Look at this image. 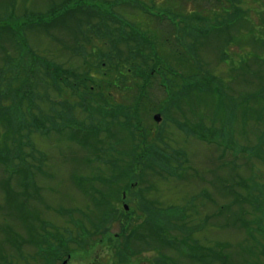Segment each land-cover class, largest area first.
Wrapping results in <instances>:
<instances>
[{"label":"rangeland","instance_id":"obj_1","mask_svg":"<svg viewBox=\"0 0 264 264\" xmlns=\"http://www.w3.org/2000/svg\"><path fill=\"white\" fill-rule=\"evenodd\" d=\"M199 1L202 0H72L68 4L69 0H0V92L8 89L2 87V83L11 85L14 89L12 96L17 100V92L22 89L20 83L31 78L30 75L35 72L52 84L48 69L51 66L63 69L68 73L66 77L69 78V86L79 85L83 91V75L92 72L97 80L103 79L96 74L97 69L100 65L106 66L102 61H106L108 51L114 46L111 39L99 40L94 34L96 30H102L110 38L114 33L113 38L120 42L118 49L123 59L127 60L129 48L128 44L121 43L123 26L120 21L133 26H150L151 34L159 33L162 42L163 49L158 50V54L165 58L163 62H172V70L177 74L172 78L176 77L174 82H179L181 89L186 84L183 75H192V71H197V68L202 74L208 73L215 78L213 87H224L228 97L220 91L199 93L185 90L188 93L184 92L186 95L181 107L188 115L185 120L195 123V127L211 128V131L218 132L215 137L223 139L226 144L218 147L206 143L192 127H185L183 132L177 125L166 122L177 111L171 108L167 113L164 103L170 92L155 89L158 99L156 105L147 111L150 114L145 120L148 129L152 126L157 130L155 134L163 131L164 140H172V144H175L173 146L184 154L186 164L181 169L177 167L174 170L176 174L168 178L166 174H163L166 178H161L160 174H150V170L146 169L147 176L143 177L140 189L148 202H157L158 207L169 209L172 215L179 210L177 219L182 222L177 221L179 225L174 228L172 235L181 245H185L184 238H187L188 231L198 230L205 220L208 222L207 228L198 233L196 239L200 246H210L213 252L222 257V260L214 264H264V197L260 200L261 197H255V201H261L262 205H249L241 201L236 204L239 195L249 202L254 199L253 193L246 192L244 187L239 189L237 182L247 183L264 193V90L259 92L264 85V69L259 64L264 63V0H235L231 5L226 0ZM75 7L78 12H66V9L73 10ZM147 7L154 9L148 11ZM165 9L178 17L186 13L191 15V19L196 13L204 20L213 22L211 25L218 23L217 28L222 27L223 31H212L206 41L193 34L178 38L171 16L167 14L163 20L158 18L160 11ZM236 9L238 14L235 13ZM94 11L105 12L110 18L100 13L101 18H98ZM74 18L77 24L81 18L84 26L90 29L79 32ZM73 25L76 29L74 31L70 29ZM84 32L87 39L84 38ZM88 40L89 44L84 43ZM84 46L88 52L95 50L96 53L86 54V59L81 58L80 53H87ZM190 50L197 53L196 57ZM243 60L249 66L246 72L241 73L240 69L245 67L241 63ZM112 77L108 75V80ZM36 78L28 80L31 83V86L28 84L31 89L29 98L33 96V101L38 107H43L45 114H56L59 109L48 111L44 102L47 96L40 95L44 88L39 87ZM202 83L206 85L205 80ZM104 84L98 83V92L105 93ZM72 91L67 89L63 95L71 104L82 97L79 94L75 95L76 100L69 99L67 95L74 96ZM50 92L55 94L53 89ZM98 95L102 97L103 94ZM113 97L117 100L107 102L115 107L127 104V100L122 99L129 96L118 93L113 94ZM48 98L59 102L61 97L55 95ZM9 101L14 100L9 98ZM2 105L10 106L11 103L6 101ZM19 109L27 117L24 121H16L18 116L13 113L14 131L8 123H0V264H63L68 259V252L66 256L52 260L47 259L42 249L38 248L39 241L44 239L42 235H46L49 227L63 238L64 233L68 237L74 235L85 240V245L90 243L88 250L84 247L85 250L75 252L66 264H115L110 262L112 258L106 245L109 241L115 244L119 242L120 238L116 234L121 232V226L115 224L112 232L110 230L106 236L97 235L95 227L104 220L107 211L103 210L109 207L110 199L111 204L119 203V191L122 194L127 191L128 185L137 182L121 181L108 189L109 186L107 188L92 182L91 178L100 173L109 179L115 173L125 172L128 175L132 172V165L136 172L135 158H122L119 161L121 166L115 170L108 162L119 155L113 153L111 158H102L100 148H110L109 144H113L121 154L131 153L140 142L135 137L131 143L128 138L130 132L120 130L118 133L115 127L113 140L109 141L104 135L88 141L82 140L85 139L83 136L88 137L91 132L85 129L88 117L81 108L72 110V116H64L61 131L51 127L50 132L45 134L40 131L44 133L41 134L31 120L38 112L29 110L27 99L20 103ZM159 114L162 120L157 124L154 117ZM178 115L180 118L183 116ZM213 119L217 122L212 123ZM23 122L26 123V129L18 127ZM74 124L82 129L81 135L74 131L72 134L68 130ZM209 136H212L210 132L204 134L206 139ZM164 140L157 142V147ZM241 147L251 149L250 153L239 154ZM21 170V175H17ZM132 188L135 190L137 186ZM202 192H206L205 198L193 202ZM100 194L105 195V198L110 194V199L107 201L104 198L97 205L95 199L100 198ZM130 200L132 203V197L122 195V202L129 204ZM186 208L189 210L180 214V210ZM194 209L198 212L192 213ZM89 220H93L94 225ZM185 226L187 228L184 229ZM75 241H71L70 247L76 248L79 245ZM44 242H47V238ZM140 245L136 242L130 248L135 252L140 249ZM161 249L162 254L154 251L148 253L141 246L144 254L139 264H156L159 256L165 261L174 259L175 263L169 264H208L206 261L196 263L169 248ZM181 250L187 251L184 246ZM120 251L121 255L124 252L123 256L130 257L129 248L124 246ZM64 252L62 250L60 254ZM126 260L123 259L124 264H127ZM135 260H131V264H138Z\"/></svg>","mask_w":264,"mask_h":264},{"label":"trees","instance_id":"obj_2","mask_svg":"<svg viewBox=\"0 0 264 264\" xmlns=\"http://www.w3.org/2000/svg\"><path fill=\"white\" fill-rule=\"evenodd\" d=\"M72 1V0H71ZM69 0L68 4L71 2ZM207 0H202L199 2H203ZM67 4V5H68ZM77 8V7H75ZM238 8V7H237ZM84 9V8H83ZM148 11H153L152 8H146ZM239 9V8H238ZM238 9L235 10V13L238 14ZM76 10V9H73ZM78 10V9H77ZM66 11H72L69 9H66ZM84 11V10H83ZM169 9H165L163 11H160L158 14V18H163L167 17V14L171 16L172 23H173V29L177 35L178 38L185 36L186 34H193L196 35L199 39L203 38V40L206 41L208 35L214 31L217 30L220 32V30L223 31L222 27L217 28L218 23L213 24L210 23L208 20H204L198 14L195 13L194 16L191 15H186V13L181 14L179 17L178 15H174L173 12L169 13ZM71 13V12H69ZM96 16L98 18L101 16H105V12H95ZM100 13L101 16L98 14ZM227 12H225L226 15ZM103 14V15H102ZM108 16V15H106ZM227 16V15H226ZM109 17V16H108ZM228 17V16H227ZM110 18V17H109ZM205 18V17H204ZM229 18V17H228ZM64 22V21H63ZM74 22L77 26V29L79 32L85 29H90L86 28L84 26V21L79 18L78 24L75 21ZM206 22H208L210 25L206 26ZM66 23V22H64ZM121 25L123 26V33L122 35V41L121 43H126L128 44V59H123L122 53L120 49H118V45L120 42H118L115 38H113L114 33H112V38H110L108 35L105 36L102 30H94V34L98 39L100 40H106V39H111L114 42V46L112 50L109 52L106 57V61L103 60L102 62H105V65H100V68L97 69L98 75L102 76L103 79L98 80L91 74L88 73L87 76L82 77L83 81V91L81 90V87L78 86H69L68 82V77L66 75L65 71L60 70L59 66H51V69L48 68L49 71V76H51V81L52 84L48 83L46 81V78L43 77L41 78L37 73L31 74L30 77L36 78L38 80V85L40 88H44V92H41V96H47V99H44V102L46 103L48 111L50 109L58 110L56 114H45L43 111V107L40 105L39 107L33 101V96L29 98V94L31 93V83L26 80L25 82H21L20 86L22 87L21 90L17 92L18 94V99L15 100L12 96V91L14 90L11 88V85L7 86L6 84L2 83V87L8 88L7 90L0 92V123H8L11 126V129L14 128L12 124V116L13 113L15 112L18 116L16 121L22 120L24 121L25 118L27 117L26 114H22V110L19 109V105L21 102L25 101L26 99L28 100V105H29V110H36L38 113L34 115V117L31 119L32 123L34 124L35 129L40 130L45 128L47 131L50 129V127L54 128L57 125V120H63L64 116L71 114L72 116V110L73 106L71 103L65 99L63 95L66 94L67 89H72V94L74 96L71 97V95H67L69 99L75 100L73 98H76L75 95L82 96L79 100H77V105L80 106L81 109L85 111V113L89 114L90 117L93 119V123L89 124L93 128H97L93 130V133L91 135L92 138H98L102 135L107 136L108 140H113L115 138V133L113 130V127L116 128V131L120 133V130L124 131H129V139L131 140V143L135 141V137L137 138V141L140 140H146L148 141L152 147L146 148V150L138 152L139 147L134 146V150L131 153H126L129 158H135V168L138 170L135 172L133 171V165L130 168V174H126L125 172H120L119 174H114L110 179L98 174L93 180L95 182H98L100 184L105 185L106 187L109 186L108 189H112L116 185H118L121 181L122 183L126 180H133L132 182H137L138 187L137 191H132L131 187L128 185L127 186V191L125 192L130 193V197L133 198L132 203L131 200L128 202L130 211L126 212L124 210H121V202H122V194L121 191H119V194L121 195L119 199L120 202L116 204H111V199H110V194L105 198V195L102 196L100 194V198L97 197L95 199V203L97 205L101 204L103 199H107L109 201V207L105 208L103 211H107L104 215V220L96 224L95 231L96 234H102L104 236L110 234V230H112L115 227V224H118L121 226V232L117 235V238H120L118 243H112V241H109L107 243V248L110 252L111 260L110 262H113L115 264H124L123 259H127L126 263L131 264L133 259H136L135 261L141 262V257L143 256L144 252L141 250V246L147 250V252H156L157 254H162V249L161 248H169L175 253H180L186 258H189L190 260L199 263V262H208L214 264L215 262H219L222 260V257L217 255V252H213L214 249L211 248L210 246H200L199 242L197 241V236L198 233L203 231L204 229L207 228L208 222L203 220V225L198 229V230H190L187 233V238H184L185 245H181L179 241H176V237H173L172 231L174 228L178 227V220L179 223L182 222L180 219H177L178 212L179 210L177 209V212L174 213L173 215L171 214V211L169 209H162L158 207L157 202H148V200L145 199L144 194L142 193V190L140 189L141 184H143L144 179L146 175V169H149L150 174H160L162 175L161 178H168L169 175H174L176 172L174 171L177 167L181 169L185 165H182L181 163L185 162V159L183 157V153L181 151L177 150L176 147H174L171 141H166L164 140V132L160 131L159 133L155 134L157 132L156 129H154L152 126L151 128L148 129L147 122L145 120L148 119L150 114L147 113L150 108H153L156 105V100L158 97L155 94V89H160V90H165L169 91L170 93H174V96H170V98L164 103V110L167 111V113L170 111L171 108H174L175 111H177V114L174 116H171L170 114V119H167L166 121L168 123H171L173 125H177L178 127L182 128V131L184 132L185 127H192L195 131H198L201 136L203 134H206L207 132H210L212 136H209V139H212L215 137L217 134L216 132L211 131L209 128L206 130V128L201 129L199 127H195V123L192 124L189 121L185 120L188 115H186L184 109L181 107V104L183 102V98H185L186 93H188L185 90H188L189 92H203V93H211V92H218L220 91L222 95H226V92L223 90L224 87L222 88L218 87L215 85L214 87L212 86L214 83V79L211 75L208 73L202 74L201 70L197 68V71L194 69L192 71V75H183L184 80H186V84H184V89L180 88L179 82L176 83L174 80L176 77L173 79L172 76L177 74L172 70V62L171 64L169 62H163L165 59L164 57L159 56L158 50H162V42L159 37V33L157 34H151V28L143 27L140 24H136L133 26L132 24L125 22V21H120ZM125 23V24H124ZM236 23V20L234 21ZM204 24V26H203ZM89 26V25H88ZM72 31L76 30L74 25L72 28H70ZM128 29L129 31L126 32L125 30ZM84 38L87 39V34L85 35V32L83 33ZM86 44L90 43V40L87 42H84ZM85 44V46H86ZM84 46V49L87 50V53L83 54L80 53L79 55L82 57H86V54L89 53H96L95 50L92 52H88L87 47ZM90 47V46H89ZM187 50V49H186ZM244 50V49H243ZM91 51V48H90ZM117 52L119 55H117ZM191 54L195 53L194 50H190ZM196 54L195 55L196 57ZM86 59V58H85ZM124 63V64H123ZM241 63H244L243 66H245L243 69H240L241 73H244L248 70V63L243 60ZM260 67L264 69V63H259ZM238 67V66H236ZM54 68L55 70H58V72H54L55 70L52 69ZM170 69V70H168ZM250 74V71H248ZM55 74V76H54ZM108 75L111 77V79L108 80ZM203 78V79H202ZM36 80V81H37ZM202 80H205V84L202 83ZM105 83V93L104 92H98L97 86L98 83ZM204 82V81H203ZM4 84V85H3ZM30 86H29V85ZM51 85V86H48ZM62 86L64 88H62ZM206 86V88H204ZM11 88V89H10ZM101 88V87H100ZM50 89H53L55 94L53 92H50ZM78 91H76V90ZM102 90V88H101ZM153 90V91H152ZM264 90V85L263 87L259 90L262 91ZM49 91V92H47ZM115 92V93H111ZM157 92V90H156ZM161 92V91H160ZM186 92V93H184ZM257 92V93H259ZM102 93V97H99L98 94ZM110 93V94H109ZM127 94L129 97L126 99H122V101L127 100V104H123L122 106H111L107 101L109 102H114L117 100V98L113 97V94ZM256 93V94H257ZM254 94V95H256ZM260 94V93H259ZM60 98V100H65V101H56L53 98H48L49 96H55ZM98 97V99H96ZM228 97V96H227ZM251 97V95H250ZM256 96H252L254 98ZM9 98H12L14 101H9ZM111 99V100H109ZM10 102V106H5L2 105L4 102ZM18 102V103H17ZM42 103L45 105V103ZM48 102V103H47ZM98 104V105H97ZM168 106V108H166ZM110 108V109H109ZM112 111H109L111 110ZM64 110V111H62ZM35 111V112H36ZM32 112V111H31ZM67 113V114H66ZM178 113L181 116L178 115ZM33 115H30L32 117ZM169 117V116H168ZM67 118V117H66ZM112 121H109V120ZM105 121L107 124L102 127V123ZM186 121V122H185ZM99 122V123H98ZM212 123L217 122L215 119L211 121ZM50 126V127H49ZM19 128L26 129V123L23 122L19 124ZM101 127V128H100ZM48 128V129H47ZM12 131H14L12 129ZM50 132V131H48ZM42 133V132H40ZM203 138V136H202ZM164 140L163 143L161 144L160 147H157V142ZM204 141H206L203 138ZM116 141V140H114ZM116 143H119L116 141ZM110 148L108 146H104L100 148V154L101 156L104 157H110L112 156L113 153H117L120 157L123 156V153L121 154L115 146L113 147V144H109ZM162 147V148H161ZM170 147V148H169ZM221 147V146H220ZM165 148V149H163ZM240 151H243L241 154H246L249 152L246 148H242ZM251 151V149L249 150ZM224 152V151H223ZM107 153V154H106ZM236 154V153H235ZM111 155V156H110ZM237 155V154H236ZM17 157V155H14ZM21 158V156H19ZM120 159H112L108 162V164L112 165V167L117 170L118 166H121L119 164ZM145 163V165H144ZM181 164L177 165L176 167H173L174 164ZM143 165L141 168L139 166ZM147 165V168H145ZM26 168V165H25ZM27 169V168H26ZM142 170L141 174H144V176H139L138 172ZM121 170H123V167H121ZM136 170V169H135ZM16 172V169L15 171ZM22 170L20 171V173ZM117 172V171H116ZM108 173V172H105ZM163 174H166V177L163 176ZM139 178L135 180L136 178ZM176 178L175 176H173ZM107 183V184H106ZM95 185V184H94ZM93 185V186H94ZM237 185L239 186V189H242L244 187L246 192L248 191L249 193H253L254 199L252 201H248L247 199L241 197L242 195H239L238 200L236 204H240L247 202L249 205H262L261 201H255V197H261L259 198L262 199L264 197V193L260 192V190H255L253 187L249 186L247 183L244 182H237ZM28 186V185H27ZM149 189V187H147ZM241 194V193H240ZM257 194V195H255ZM204 195H206V192L200 193L194 200H198L200 198H205ZM242 198V199H241ZM118 199V201H119ZM250 199V198H249ZM123 203V202H122ZM132 205V206H131ZM251 207V206H249ZM110 208V209H109ZM252 208V207H251ZM159 210V211H158ZM189 210L188 208L186 209H181L180 214H184ZM198 210L194 209L192 210V213H197ZM192 217H196V215H192ZM114 219V220H113ZM89 223L94 225L93 220H89ZM248 225L249 222L246 221ZM244 222V224H246ZM199 227V226H198ZM187 228L186 226L184 229ZM191 227H188V229ZM187 229V230H188ZM81 230L84 231V228L81 227ZM187 232V231H186ZM82 234V233H81ZM94 235H92L93 237ZM138 242L140 245V249L138 251H133L131 250L130 246L133 244H136ZM86 241L80 239V244L79 246L82 247L81 250H88L89 245H85ZM199 244V245H198ZM129 248L130 252V257L123 256L124 252H122L121 255V248L123 247ZM184 246L187 251H182L181 247ZM85 247V249H84ZM151 250V251H150ZM160 259H156L157 262L156 264H169V263H175L174 259H169L168 261H165L162 259L161 256H159ZM122 259V260H120ZM122 261V262H121ZM210 261V262H209ZM160 262V263H159ZM148 264H153L151 262H148Z\"/></svg>","mask_w":264,"mask_h":264},{"label":"water","instance_id":"obj_3","mask_svg":"<svg viewBox=\"0 0 264 264\" xmlns=\"http://www.w3.org/2000/svg\"><path fill=\"white\" fill-rule=\"evenodd\" d=\"M156 120H157L158 122H160V118H159V117H157Z\"/></svg>","mask_w":264,"mask_h":264},{"label":"flooded vegetation","instance_id":"obj_4","mask_svg":"<svg viewBox=\"0 0 264 264\" xmlns=\"http://www.w3.org/2000/svg\"><path fill=\"white\" fill-rule=\"evenodd\" d=\"M54 255L53 256H55L56 255V253H53Z\"/></svg>","mask_w":264,"mask_h":264}]
</instances>
